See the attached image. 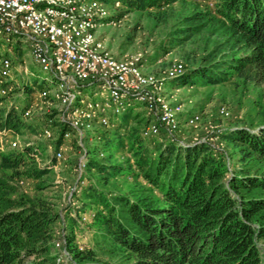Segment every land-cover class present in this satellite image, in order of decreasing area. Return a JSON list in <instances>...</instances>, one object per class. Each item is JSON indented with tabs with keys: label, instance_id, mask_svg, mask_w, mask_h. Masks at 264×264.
<instances>
[{
	"label": "trees",
	"instance_id": "obj_1",
	"mask_svg": "<svg viewBox=\"0 0 264 264\" xmlns=\"http://www.w3.org/2000/svg\"><path fill=\"white\" fill-rule=\"evenodd\" d=\"M101 1L139 13L193 2V12L160 46L165 53L205 32L224 38L198 65L168 82L264 85V0ZM135 112L129 110L115 128L97 135L101 144H118L116 152L88 151L86 173L98 179L82 187L79 200L80 214L91 213L94 246H80L78 223L71 219L64 233L65 260L55 252L60 218L55 206L14 197L22 179L42 180L55 159L50 168H41L28 148L1 154L0 264H264L259 247L264 242V124L224 131L219 140L225 148L208 142L180 145L165 137L144 139L150 120ZM59 126L57 148L67 131ZM31 128L15 110H0V131ZM125 151L130 159L114 160ZM117 180L132 186L118 188Z\"/></svg>",
	"mask_w": 264,
	"mask_h": 264
},
{
	"label": "built area",
	"instance_id": "obj_2",
	"mask_svg": "<svg viewBox=\"0 0 264 264\" xmlns=\"http://www.w3.org/2000/svg\"><path fill=\"white\" fill-rule=\"evenodd\" d=\"M112 4L101 0H0V110L11 108L24 121H31L36 109L60 108L54 127L59 137V125L65 126L67 131L54 159H64L65 143L71 140V131L82 147L77 169L79 179L74 192H78L77 187L86 185L84 176L89 149L83 146L87 139L84 130L91 134L90 130L96 125L104 129L115 128L121 116L131 109L137 110L139 105L150 120L141 133L144 139L165 137L187 145L179 137L183 115L179 108H172L165 93L168 81L184 75V66L176 63L163 77L157 78L146 74L135 61L112 57L97 38L98 29L110 19L109 7L122 8L120 2ZM19 42L26 45L34 62L52 75L41 84L38 80L33 81L35 74L28 65L22 68L26 75L23 80L27 79L26 85L33 92L25 105L11 101L15 91L22 88L14 64ZM221 115L229 117L225 107L221 109ZM200 121L201 115L195 114L186 118L185 125L197 127ZM52 122L49 119L46 126L36 129V138L54 140ZM26 132L29 133L30 129ZM213 132L217 133L214 138L207 137L197 142H208L218 147L213 142L219 140L221 133ZM19 138L20 133L14 130L0 131V154L6 152V146L19 152L28 148L38 162L41 155L39 147ZM95 139H98L97 135ZM100 155L103 157V153ZM51 162L38 164L41 168H50ZM83 220L86 221V218ZM61 237L57 247L61 243L64 247V233ZM60 257L64 260L68 258L65 248Z\"/></svg>",
	"mask_w": 264,
	"mask_h": 264
},
{
	"label": "rangeland",
	"instance_id": "obj_3",
	"mask_svg": "<svg viewBox=\"0 0 264 264\" xmlns=\"http://www.w3.org/2000/svg\"><path fill=\"white\" fill-rule=\"evenodd\" d=\"M193 9H195L193 2L179 3L161 13L130 12L126 8L115 9L110 6V19L98 29L97 38L104 43L105 49L112 57L127 62L135 61L146 74L161 78L176 63L182 64L187 71L198 65L203 56L209 53L216 44L223 42L224 39L220 35L205 32L195 36L186 45L172 50L170 53L162 52L160 46L169 39L171 33L180 27L183 19L190 15ZM16 49L14 56L15 73L19 81L22 82V88L15 91V96L11 101L25 105L28 103V96L33 92L26 85L27 79L23 80L26 75L23 74L22 68L28 65L30 71L35 74L33 81L38 80L41 84L45 78H52V75L44 72L42 67L34 62L24 43L19 42ZM41 84L40 86H42ZM39 90L38 88L37 91ZM165 93L172 108H179L183 115L179 137L187 145L207 137L214 138L217 133L213 131L223 133L235 128L257 130L259 126L264 124V85H246L235 81L216 87L198 85L181 87L177 80L165 85ZM223 107L229 112V117L225 118L221 115ZM137 108L136 112H142L143 107L139 105ZM41 110L36 109L33 119L25 121L33 125V128L30 129L29 133L26 131L20 133L19 138L22 142H33L39 147L41 155L37 164L40 163V165L55 157L56 142L59 138L55 123L60 108L58 106L49 109L41 107ZM195 114L201 115L199 125L197 127L186 126V118ZM49 119L53 121L51 129L55 133V139L36 138V129L46 126ZM90 131L91 134L88 130H84L85 139H87L85 143L83 142V146L86 149L95 148L99 152H107L110 149L114 152L117 151L118 144L111 147L101 144L95 139L96 135L107 131L106 129L96 125ZM71 134V140L65 143L64 159L60 161L55 159V168L50 170L49 174L42 180L22 179L17 184L18 194L14 197L25 195L34 200L47 201L55 206L60 216L55 230L56 243L62 241V233L70 231V220L73 219L77 220L78 223L74 230L78 235L80 246H94L92 241L94 230L90 226L91 213L80 214L82 206L79 197L82 187H77L78 192H74V186L79 179L77 169L82 147L79 146L78 137L75 136V133L71 131ZM119 138V136L114 137L117 142ZM145 142L148 143V140ZM222 142L214 140L213 144L225 148ZM228 150L230 151V149ZM10 151L17 150H12L10 146H6L5 153ZM128 159L130 156L127 151L116 153L114 157L115 161L121 163ZM91 178L93 177L90 174H85L86 184ZM97 179L93 178L92 180L96 182ZM116 183L115 186L121 189L132 186V182L124 180H117ZM84 218L86 221L83 220ZM259 247L264 256V242L259 243ZM62 249H64L62 243L60 247L55 245V252H58L59 255Z\"/></svg>",
	"mask_w": 264,
	"mask_h": 264
}]
</instances>
